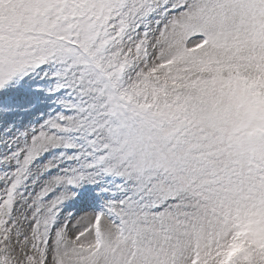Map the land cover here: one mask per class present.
Returning a JSON list of instances; mask_svg holds the SVG:
<instances>
[{
    "label": "snow or ice",
    "instance_id": "snow-or-ice-1",
    "mask_svg": "<svg viewBox=\"0 0 264 264\" xmlns=\"http://www.w3.org/2000/svg\"><path fill=\"white\" fill-rule=\"evenodd\" d=\"M0 264H264V0H0Z\"/></svg>",
    "mask_w": 264,
    "mask_h": 264
}]
</instances>
